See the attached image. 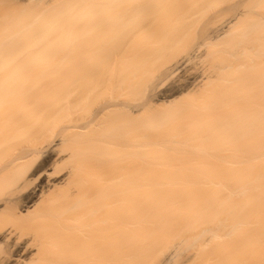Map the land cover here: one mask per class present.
Here are the masks:
<instances>
[{
  "label": "bare ground",
  "instance_id": "6f19581e",
  "mask_svg": "<svg viewBox=\"0 0 264 264\" xmlns=\"http://www.w3.org/2000/svg\"><path fill=\"white\" fill-rule=\"evenodd\" d=\"M28 1L40 4L42 0ZM58 3L50 8L42 6L37 12L39 18L28 19L22 26L26 30L22 35L18 28L23 20H0V264H140L145 259L151 261L144 264H169L188 249L195 250L188 262L194 256L213 255L217 242L231 240L244 228L247 217L243 214L245 190L239 195L220 183L218 192L217 175L224 172L214 168L217 166L210 156L216 154L219 142H225L223 135L233 129L225 113H229L235 94L238 98L248 90L234 94L227 88L234 77L227 74L228 67L221 62L202 73L193 66L231 31V22L219 30L208 28L223 10L224 0ZM122 21L123 26L133 22L128 25H137L140 32L130 34L132 42L125 38L115 45L112 27ZM65 25L87 29L97 40L88 44L93 48L88 49L86 43L84 50L78 40L79 36L90 35L88 31L87 35L75 33L70 42L64 40L70 36L61 29ZM128 34L124 35L130 38ZM18 37L26 38L21 50ZM196 38L200 43L194 46ZM109 46L119 48L110 50ZM32 53L39 56L30 57ZM52 54L59 57L53 58ZM138 57L143 64L135 70ZM247 66L238 68L247 70ZM123 69L132 70V77H121ZM178 71L184 74L182 79H175V75L179 78ZM140 76L145 79L142 92L147 90L148 95L145 92L143 103L129 111L137 113L134 117L129 114L131 118L151 111L198 113L194 121L182 122L178 133L160 143L166 142L168 149L180 146L176 150H196L204 158L197 156L202 162L197 160L191 165L200 166V176L191 178L184 173L175 177L173 173L165 176L168 178L139 179L137 185L127 184L129 187H120V182L118 188L114 183L106 185V168L110 163H122L120 153L127 142L133 145L131 150L141 141V147L148 144L147 139L138 143L137 135L131 140L125 137L119 119L122 115L117 112L125 107L114 98L119 91L131 89ZM163 85H167L165 90ZM106 86L115 87L111 92L117 89V95L112 93L113 99L93 106L95 93ZM187 95L197 98L189 105L180 104ZM115 110L117 113H110ZM186 114L190 118V113ZM262 118L264 124V113ZM236 131L238 136L235 132L233 136L238 141L249 132L244 127ZM261 134L264 142V128ZM261 156V161H255L259 166H250L258 169L264 179V150ZM172 163L176 166L177 162ZM218 194L228 198V205L237 210L225 208V201L218 202ZM233 196L240 202L235 198L233 203Z\"/></svg>",
  "mask_w": 264,
  "mask_h": 264
},
{
  "label": "rangeland",
  "instance_id": "374dc122",
  "mask_svg": "<svg viewBox=\"0 0 264 264\" xmlns=\"http://www.w3.org/2000/svg\"><path fill=\"white\" fill-rule=\"evenodd\" d=\"M58 1L60 2V0H42L40 2V4L37 3L38 4L37 5L35 2H29L28 0H0V20L8 19V17H10V18L15 17L14 19L18 18V21H20V22H21V20H23L22 24L18 28V31H20L18 33L19 34L21 33V35H22L26 32V30H24L25 28L22 26L28 23V21H27L28 19L39 18V16L37 15V12L39 11L40 8H42V6L44 8H45V6L48 8L54 7V5L59 6L60 4L58 3ZM224 2H225V6H224L223 10L218 13V15L216 16L214 21L211 22L212 25L209 24L210 26L208 25V28L212 27V28H216L219 30V29H222L223 26H225L231 22V24H230L231 31L226 36H224L222 39L215 42L214 47H213V51H210V50L206 51L205 48L202 47L204 49L203 50L201 48V50H203L202 54H204L205 51L207 54H206V56L204 54V57H203V55H201L202 58L200 57V60H197L196 61L197 63H195L196 65H193V66L194 67L196 66L194 68L195 70H196V68H198L197 72L202 73L203 69H209L210 70L211 66L217 65V64H219V62H221V63H223L224 66L228 67L227 74L231 75V77H234L233 78L234 82L230 79V81H232V83L229 84V82H228L227 85L228 84L229 85L227 88L229 90L233 91L234 94L241 92V90L242 91L244 90L242 93L247 92V90H248L247 94H241V96L239 95L238 98L235 94L236 98L235 99L233 98V100H232L231 106L229 108V113H225V116L230 117V118L227 117V119L229 118L228 120H230L229 121L230 127L233 128L230 130V131H232V133L229 131L228 133L223 135V138L225 137L226 139L224 138L225 142L223 144H222V142H221V145H220V142L218 143L219 148H217L216 154H213L214 156L216 155V158L213 159L214 156L213 157H212V155L210 156L212 158L210 161L218 164V165L215 164L214 166H217V167H214V168L215 169L218 168V171L222 170L224 172V174L222 175V173L220 174V171H219V174L217 175V180H218V181H216L217 187L219 186L220 183H223L229 189H231L232 192H235L237 190V193H239V195H240V193L243 192V190H245V196L242 197V199L244 198L246 200V205L243 206L244 207L243 214H245V217L247 216L246 221L248 223H246V221H245V225L242 226L244 228H241L240 231L231 240H229L228 238H225L223 240V242L218 241L217 244L215 245L213 255L194 256L192 258V260H190L188 262V257L195 252L194 249H188L183 256L176 257L169 264H264V179L262 178L260 172L257 173L258 169H255V167H254V169H252V166H250L254 163L259 166V163L255 162V161L259 162V160L262 157L261 154L264 150L261 148L264 144V142H262V138H261L262 137L261 136L262 135L261 134L262 129L264 128V124L262 121V119H263L262 116L264 113V0H224ZM75 6H77V5H75ZM73 7H74V5H73ZM23 10H24V12L26 11L25 13L23 12L24 14L22 13ZM28 14H30V15H28ZM77 17H78V15H77ZM16 21H17V19H16ZM123 22L125 23V21H122L121 23H119V25L117 24V22H115V26L112 27L113 32L116 33V31H115L116 29L118 31V33H116V34L111 31V33H113V35H114V36L113 35L112 36L114 37L113 43L115 41V45H118V44H121L122 42H124L126 40L125 38H128L127 40L130 39L129 41L132 42L134 39L131 40L132 38H131L130 34L140 32L138 30L139 28L137 25L136 26L135 25L134 26L128 25V23H129V21H128V23L125 24L126 26H123V24H124ZM71 23L72 22H70V24ZM130 23H133V22H130ZM127 25L130 26L131 28L128 29ZM62 27H61L62 31H64V33H66L67 35H70V36H66V38L64 39V40H67L68 42L74 40L75 33L76 34L78 33V35L79 34H82V35L86 34L87 35V31H88L87 29H85L82 26H80V27L78 26L79 28L78 27L75 28V26L72 27V26H66V25L62 26ZM120 27H122V28L120 29ZM124 27H126L129 30L128 31L125 28L127 33H125V30H122ZM132 28H134V29L132 30ZM62 31L58 30V32H62ZM88 33L90 35H87L86 37H82V36L78 37L79 42L80 41L82 42V43L80 42V44H81V47L84 48V50L86 47H88V49H89V47H90V49H92L93 47L88 46V44L91 45L92 43H94L92 41L96 40V38L93 37V35H91V33L89 31H88ZM121 33L123 35H121L120 36L121 38H120L119 34H121ZM124 34H128L130 36V38L126 37V35H124ZM115 38H116V40H115ZM16 39L18 41L20 40V45H21V43L23 45V42H25L26 38L18 37ZM21 40H23V41H21ZM60 40L63 41V38H61ZM89 41H91V42H89ZM198 42L200 43V39L196 38V40L194 42V46H197ZM86 43H87V46L84 47V45H86ZM56 46L57 45H55V48H56ZM59 46H61V45H59ZM115 47L119 48L118 46H113V48H112V46H109V47H107V49L108 48L114 49ZM23 48H25L24 45L22 47H19L20 50ZM120 48L122 49V47H120ZM61 49H63L62 46H61ZM34 56L38 57L39 54L36 53V55H34V53H32V55L30 57H34ZM51 56H53V54ZM113 56H119V54H116V55L114 54ZM48 57H50V56H48ZM58 57H59L58 54L57 55L54 54V56H53V58H58ZM137 61H136L137 64L135 63V70L140 69V67L143 64L140 57H138ZM24 62L25 61H23L22 63H24ZM245 63L248 65L247 67H249V69L242 70L241 69L243 67L242 66L240 68V70H241L240 71L238 67L240 65H243V64L246 65ZM148 66H149V64L147 65V67ZM147 69H149V67ZM192 69H193V67L191 68V70ZM200 69H201V71H200ZM127 70L130 73L127 72ZM123 71H124V69H123ZM123 71H120V72L122 73ZM120 72H119V75L121 74ZM124 72H125L124 74H121L122 76L120 75L121 77H123L125 74H126V76L132 77V75H131L133 72L132 70L130 71L129 69H126ZM179 72L180 71L176 72V74H179V78L177 75H175V77H176L175 79H182L180 77L184 76L183 73L180 74ZM181 72H184V71H181ZM193 72L195 73V71H193ZM188 73H189V71H188ZM138 74H139V72H138ZM140 74H142V73H140ZM190 74H192V72ZM142 75L144 76V74H142ZM246 75H248V76H246ZM126 76H124V77H126ZM143 76H140V78L137 77L138 79L135 78L137 80L134 83H137V84H135V86H134V83H133L132 88L129 89L127 92L125 89L124 90L125 93H120L121 91H119L118 96H116L117 95V89L115 90L116 94H115V92H111V91H114L115 87L113 88V86L110 87L111 89L106 86L104 89L100 90V92L98 91V93H95L96 96L94 94L95 97H94V100L92 102L93 106L99 105L101 102H103L107 98L113 99V97H112L113 95L116 96L114 98L117 99L118 101H120L121 103H123V106H122L123 108L125 107L124 108L125 111L122 109L120 110L121 107L117 111L118 113H121V115H122V117L119 119H121L120 122H122V128H124V129H122V131H125L124 132L125 137H127V138L129 137L128 139H130V138L134 139L135 136L137 135L136 137H138V138H136V140H138V143H139L140 139L143 141L145 139H147L145 141H146V143H148L147 144L148 146H147L146 144H144L145 142H143V144L145 146L141 147L140 143H142V141L140 140L141 142L138 145H136V147H134L136 149L131 150L133 145L128 146V142L126 144V142L124 141L126 145L125 144H123V145H125L126 147H123V149H121L122 151L120 153V155L122 157V158L120 157L122 160V163L121 162L117 163V165L114 163H110V165L107 164V166L109 165L108 167L110 168V170H109V168H106V172H108L106 175V180L109 178L108 179L109 184L106 181V183H107L106 185H112L114 183L113 186L116 185L117 188H118V184L120 187H127L130 184L132 186H134V185H137L136 183L139 179L142 180L145 178V180H148L149 177L150 178L157 177V179H159L160 176L161 177H165L168 175L171 176V175H173V173H174L175 177L178 175L179 176L180 175H183V176L188 175V177L191 176V178H192V176L196 177L195 175H199V176L201 175L200 172H197L200 166L198 164L194 165V163L197 162V160L198 161L203 160L202 158H204V157L195 153L196 150H193L191 148L192 151L189 149H187L188 151H186L185 149L188 147H186L185 149L182 147V149H180L181 151L176 150L178 147L177 148L171 147L172 149L171 148L168 149L169 145H168V147H165L167 144L166 142H165V145H164V142H162L163 144L160 143V141L162 139L169 138L170 134L178 133V131L180 129H182V128H180V125L182 124V122H184V124H186L188 122L194 121L195 116H197L198 113H196V115L194 116L193 115L194 113L186 112V113H190V115H189L190 118H189L188 116H186V117L184 116V115H187L186 113H175L174 114L173 111H172V113L170 111H160L159 113L157 111H155L156 113L155 112L152 113V111H151V113L150 112L141 113V114H139L140 116L138 115V117H136L137 119L136 118L133 119V117L136 116L137 113H136V115H133L134 113H130L132 107L134 108V106L142 104L143 101L146 99L144 97L145 96L147 97V95H148L147 90L145 91L147 93V95L145 92H142V91H144L143 90L144 88L142 89V87H144L143 82L145 80V79H143ZM226 76L227 75H225V77ZM144 77L147 78L148 76L147 77L144 76ZM245 77L247 80L246 84L243 81V79L245 80ZM126 78L128 79V77H126ZM126 78H124V79H126ZM119 80H123V79L119 78ZM246 80H245V82H246ZM228 81H229V79H228ZM139 83L140 84L142 83V84L140 85ZM243 83L246 85V86L244 85L245 89L243 87ZM247 84L249 86H247ZM165 86H167V85H163V87H162L164 90L166 89V88H164ZM107 88L109 90H107ZM159 91H161V90H159ZM189 91L192 92V89H190ZM193 92H194V90H193ZM112 93H114V94L112 95ZM233 93H232V95H234ZM191 94H193V93H191ZM231 96H230V98H232ZM195 98H197V97H195L194 95L189 96V97L187 95L181 99V103L179 100L177 102V104L179 105V103L180 104L184 103L185 105H189ZM160 101L162 102V100H160ZM127 107H128V109H127ZM175 107H174V109H175ZM117 112L115 110V111H112L110 113L115 114ZM127 112H128V114H127ZM167 112H168V114H167ZM169 113H170L171 117H170ZM129 114L130 115L132 114L133 117L131 118L132 115L129 116ZM216 114H221V113H216ZM115 116L116 115H114V116L112 115L111 118H113ZM186 120H187V122H186ZM112 121H114V120L112 119ZM239 122H242L240 126L238 125ZM255 123H256V125H254ZM110 124H111V122H110ZM130 127H132V128H130ZM243 127H244V129H248L249 132L247 134L243 135V138L238 141L237 138L235 139V137H234L235 136L234 132L237 133V136H238V132L236 130H238L239 128L243 129ZM129 130L131 133L129 132ZM127 133L130 135H127ZM233 134H234V136H233ZM220 137L222 139V135H220ZM127 138H125V140H128ZM229 139L231 142L229 141ZM236 140H237V142H236ZM156 141H159V143L158 142L156 143ZM235 144H236V146H235ZM159 145H161L162 147ZM127 146H128V148H127ZM137 146L138 147L140 146L139 149L140 148L141 149L137 150V148H138ZM149 146L153 147V148L149 149L148 148ZM155 147L156 148L159 147V148L156 149ZM143 148H145V149H143ZM179 148H180V146H179ZM231 149H234V150L231 151ZM221 152L223 154H221ZM197 156H200L199 159H201V160H199ZM222 156H223V158H222ZM195 157H197V158H195ZM210 157H207V158L210 159ZM215 159H216V161H215ZM189 160L191 161V163L188 162ZM172 161L177 162V163H174V165H176V166H173ZM169 162H171L172 165ZM192 162H194L193 165H191ZM220 162H222V163H220ZM187 164H189V165H187ZM249 166H250V172L248 170ZM258 166H257V168H259ZM107 169L109 171H107ZM169 169H171V171H173V172H171ZM184 173H186V174L184 175ZM108 174H109V176H108ZM88 175H87V177H88ZM92 175H91V178L94 177ZM111 177H113V178H111ZM115 178H117V180H118L117 182H115L116 181ZM118 178H122V180L120 181ZM165 178H168V177H165ZM110 179H112V180H110ZM155 179H154V181H155ZM89 180H91V179H89ZM135 181H136V183H135ZM152 181H153V179H152ZM110 182H112V183L110 184ZM118 182H120V183H118ZM243 183H244V185H243V187H241V185ZM145 184H143V186H145ZM139 185H142V184H139ZM132 186H130V187H132ZM217 189L219 192V187ZM234 194H236V193H234ZM217 197H218V202H221V200L225 201V203H226L224 205L225 208L230 207V209L232 211L237 210L236 206H234V205L229 206L228 205L229 201L228 202L226 201V200H228V198L224 197V199H222L220 194H218ZM235 198H237V196H233L231 198V201L233 203L235 201ZM237 199H238V202H240V199L239 198H237ZM239 215L241 217L242 214L239 212ZM232 216H233L232 220L236 221L237 219H236L235 215L232 214ZM148 260L146 261V259H145V261H142V260L141 261L144 263L145 262L148 263L149 261H151V260H149V261ZM156 262H157V260H156ZM144 263H140V264H144Z\"/></svg>",
  "mask_w": 264,
  "mask_h": 264
}]
</instances>
